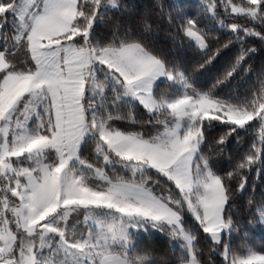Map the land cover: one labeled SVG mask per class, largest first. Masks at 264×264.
I'll use <instances>...</instances> for the list:
<instances>
[{
  "label": "snow or ice",
  "instance_id": "1",
  "mask_svg": "<svg viewBox=\"0 0 264 264\" xmlns=\"http://www.w3.org/2000/svg\"><path fill=\"white\" fill-rule=\"evenodd\" d=\"M257 225L264 0H0V264H264Z\"/></svg>",
  "mask_w": 264,
  "mask_h": 264
},
{
  "label": "trees",
  "instance_id": "2",
  "mask_svg": "<svg viewBox=\"0 0 264 264\" xmlns=\"http://www.w3.org/2000/svg\"><path fill=\"white\" fill-rule=\"evenodd\" d=\"M157 2L159 3H167V0H157ZM237 23H246L245 20H243L242 18L240 20L236 21ZM251 26V25H250ZM163 28H164V32L161 36L162 41L164 40V38L169 35L168 30H167V22L165 21V23L163 24ZM161 87H166V85H161ZM258 131V129L256 130ZM251 143V140H249V144ZM247 147V145L245 146ZM85 156H88V152L86 151L84 153ZM251 189H249V193H251ZM255 197L257 200L260 199L261 197V192L258 189L255 192ZM248 194H245L243 200H241L239 197L237 198V206L240 207V215H243L246 219H251L250 216H248V205H247V200H248ZM248 233H249V243L250 244H254L258 249L264 245V229H262L259 225L255 226L254 228H249L248 229ZM151 239V238H150ZM167 240L163 239V238H157V248L158 250H166L167 248ZM201 243L204 246L205 249V253H204V259L207 260L209 258V253H208V248L210 247V245L204 244L203 238H201ZM236 243H239V241H236ZM218 260V258H215Z\"/></svg>",
  "mask_w": 264,
  "mask_h": 264
}]
</instances>
